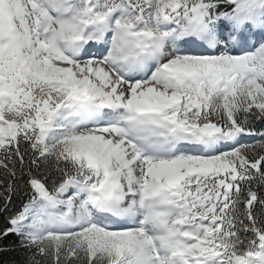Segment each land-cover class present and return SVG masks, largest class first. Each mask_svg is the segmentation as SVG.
I'll return each mask as SVG.
<instances>
[{
  "label": "snow or ice",
  "instance_id": "6c2138e0",
  "mask_svg": "<svg viewBox=\"0 0 264 264\" xmlns=\"http://www.w3.org/2000/svg\"><path fill=\"white\" fill-rule=\"evenodd\" d=\"M0 264H264V0H0Z\"/></svg>",
  "mask_w": 264,
  "mask_h": 264
},
{
  "label": "trees",
  "instance_id": "16d2710c",
  "mask_svg": "<svg viewBox=\"0 0 264 264\" xmlns=\"http://www.w3.org/2000/svg\"><path fill=\"white\" fill-rule=\"evenodd\" d=\"M3 223V217H0V224Z\"/></svg>",
  "mask_w": 264,
  "mask_h": 264
}]
</instances>
